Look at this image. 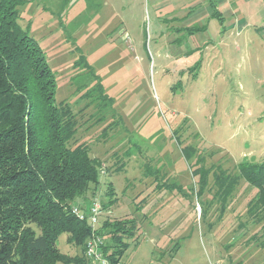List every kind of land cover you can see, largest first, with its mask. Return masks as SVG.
<instances>
[{
  "label": "rangeland",
  "instance_id": "374dc122",
  "mask_svg": "<svg viewBox=\"0 0 264 264\" xmlns=\"http://www.w3.org/2000/svg\"><path fill=\"white\" fill-rule=\"evenodd\" d=\"M199 1L19 7V24L56 73L57 103L77 113V139L102 169L100 185L76 208L116 199L104 215L139 221L120 264H264L254 237L263 223L249 213L257 190L238 169L264 160V0H218L223 23ZM185 146L237 180L225 206L212 172L210 189L197 196L196 152L187 161ZM159 182L176 187L159 190ZM57 244L70 257L83 255L67 234Z\"/></svg>",
  "mask_w": 264,
  "mask_h": 264
},
{
  "label": "trees",
  "instance_id": "16d2710c",
  "mask_svg": "<svg viewBox=\"0 0 264 264\" xmlns=\"http://www.w3.org/2000/svg\"><path fill=\"white\" fill-rule=\"evenodd\" d=\"M25 3L0 0V264H92L86 246L93 230L73 210L92 184L100 185L102 169L89 144L77 139V113L69 103H57L56 73L45 51L19 24V7ZM209 4L211 16L223 23L218 0ZM195 152L192 146L182 148L187 161ZM195 157L190 166L199 176L197 196L211 185L212 172L216 197L225 206L237 180L221 168L205 166L197 152ZM238 169L257 190L249 213L263 223L262 233L254 237L264 249V160L243 162ZM157 187L170 190L176 185L159 182ZM114 193L109 185L107 195ZM93 201L78 209L88 212ZM116 201L101 202L103 211ZM103 216L96 230L105 239L102 250L111 264H120L129 240L139 233V221ZM64 234L68 243L81 248L82 256L70 257L60 250L57 243Z\"/></svg>",
  "mask_w": 264,
  "mask_h": 264
},
{
  "label": "built area",
  "instance_id": "2783aa9c",
  "mask_svg": "<svg viewBox=\"0 0 264 264\" xmlns=\"http://www.w3.org/2000/svg\"><path fill=\"white\" fill-rule=\"evenodd\" d=\"M74 214L82 221L87 220L93 230L92 237L88 240L86 246V256L92 264H111L110 260L105 256L102 247L105 244V239L96 233L101 218L104 214L102 204L98 199H95L88 210V212L80 211L74 208Z\"/></svg>",
  "mask_w": 264,
  "mask_h": 264
},
{
  "label": "crops",
  "instance_id": "0c3cea01",
  "mask_svg": "<svg viewBox=\"0 0 264 264\" xmlns=\"http://www.w3.org/2000/svg\"><path fill=\"white\" fill-rule=\"evenodd\" d=\"M183 1L185 2V3L183 2V4L185 5L186 3L187 4L192 3V1H194V0H183ZM199 4H200V6L207 5V6H205V9H203V11L206 12L208 15L211 16L212 9L210 7L209 0H201V1H199Z\"/></svg>",
  "mask_w": 264,
  "mask_h": 264
}]
</instances>
